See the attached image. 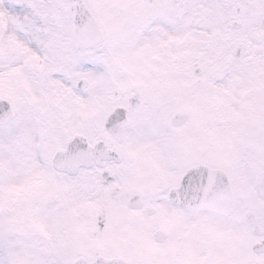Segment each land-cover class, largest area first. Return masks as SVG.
<instances>
[{"label":"snow or ice","instance_id":"obj_1","mask_svg":"<svg viewBox=\"0 0 264 264\" xmlns=\"http://www.w3.org/2000/svg\"><path fill=\"white\" fill-rule=\"evenodd\" d=\"M0 264H264V0H0Z\"/></svg>","mask_w":264,"mask_h":264}]
</instances>
